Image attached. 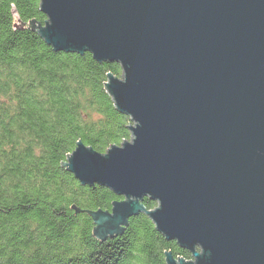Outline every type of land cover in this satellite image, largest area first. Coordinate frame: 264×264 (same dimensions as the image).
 I'll list each match as a JSON object with an SVG mask.
<instances>
[{"label":"water","instance_id":"1","mask_svg":"<svg viewBox=\"0 0 264 264\" xmlns=\"http://www.w3.org/2000/svg\"><path fill=\"white\" fill-rule=\"evenodd\" d=\"M39 9L47 20L30 27L54 51L123 71L105 87L131 140L103 154L80 141L63 162L82 185L123 197L87 211L96 237L144 213L191 253L167 252L166 264H264V0H40Z\"/></svg>","mask_w":264,"mask_h":264},{"label":"trees","instance_id":"2","mask_svg":"<svg viewBox=\"0 0 264 264\" xmlns=\"http://www.w3.org/2000/svg\"><path fill=\"white\" fill-rule=\"evenodd\" d=\"M40 0H0V264H166L192 259L144 213L117 236L96 237L87 211H109L117 196L82 185L63 165L83 142L105 153L131 140L129 116L106 90L118 63L54 51L36 30ZM148 210L157 206L145 197ZM79 209L77 213L75 208Z\"/></svg>","mask_w":264,"mask_h":264},{"label":"rangeland","instance_id":"3","mask_svg":"<svg viewBox=\"0 0 264 264\" xmlns=\"http://www.w3.org/2000/svg\"><path fill=\"white\" fill-rule=\"evenodd\" d=\"M43 26V25H42ZM122 78V77H121ZM106 153V152H105Z\"/></svg>","mask_w":264,"mask_h":264},{"label":"bare ground","instance_id":"4","mask_svg":"<svg viewBox=\"0 0 264 264\" xmlns=\"http://www.w3.org/2000/svg\"><path fill=\"white\" fill-rule=\"evenodd\" d=\"M144 206V205H143Z\"/></svg>","mask_w":264,"mask_h":264}]
</instances>
